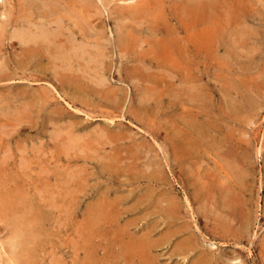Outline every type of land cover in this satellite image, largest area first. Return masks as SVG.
<instances>
[{
	"label": "rangeland",
	"instance_id": "374dc122",
	"mask_svg": "<svg viewBox=\"0 0 264 264\" xmlns=\"http://www.w3.org/2000/svg\"><path fill=\"white\" fill-rule=\"evenodd\" d=\"M27 1L0 0V264H264V0Z\"/></svg>",
	"mask_w": 264,
	"mask_h": 264
},
{
	"label": "bare ground",
	"instance_id": "6f19581e",
	"mask_svg": "<svg viewBox=\"0 0 264 264\" xmlns=\"http://www.w3.org/2000/svg\"><path fill=\"white\" fill-rule=\"evenodd\" d=\"M1 1H2V0H1ZM10 1L12 2V0H10ZM19 1H20V3H21V0H19ZM23 1H24V5H25L26 2H25V0H23ZM33 1H35V0H33ZM33 1H32V2H33ZM37 1H38V0H37ZM43 1H44V2H42V4H40L39 8H37V9L40 10V11L42 10L43 15H45V16H50V17H51V16H52L51 14L53 13V12H52L53 10L50 9V7H49V5H48V3H51V2H50L51 0H43ZM127 1H128V0H127ZM135 1H136V0H135ZM141 1H142V0H141ZM141 1L139 0V2H138V1H137V2L140 3ZM32 2H30V0H29V2L27 1V4H26V5L28 6V8H29V7H35V8H36V7H37V4L39 3V2H38V3L36 2V3H37V4H36V3H32ZM64 2H65V1H64ZM86 2H87V1H86ZM137 2H136V4H137ZM142 2H143V1H142ZM142 2H141V3H142ZM144 2L147 3L145 0H144ZM53 3H54V5L56 4V3L54 2V0H53ZM53 3H52V4H53ZM61 3H62V2H61ZM217 3H218V2H217ZM7 4H8V3H7ZM22 4H23V2H22ZM129 4H130V3H129ZM129 4H127V5H129ZM155 4H157V3H155ZM8 5H10V4H8ZM8 5H6L7 9L11 8V6L8 8ZM12 5H13V4H12ZM19 5H20V4H19ZM59 5H60V3H59L57 6H59ZM78 5H79V4H78ZM85 5H86V4H85ZM133 5L135 6V3H134V4L132 3V6H133ZM2 6H3V5H2ZM20 6H22V7H21V10H22L23 5H20ZM122 6H123V5H122ZM142 6H143V5H142ZM154 6H155V5H154ZM156 6H157V8L159 7L158 5H156ZM156 6H155V7H156ZM4 7H5V6H4ZM6 7H5V8H6ZM70 7H71V6H70ZM125 7H126V6H125ZM129 7H130V9H131V6H129ZM129 7L127 6V9H128ZM137 7H138V4H137ZM144 7H145V6H144ZM190 7H193V6H190ZM195 7H196V5H195ZM207 7H210V8H211V7H213V4L211 3V4L207 5ZM52 8H54V7H52ZM64 8H69V7H64ZM74 8H75V7H74ZM140 8H141V6H140ZM148 8H149V5H148ZM153 8H154V7H153ZM12 9H13V8H12ZM12 9H11V10H12ZM23 9L25 10L26 8H23ZM32 9H33V8H32ZM32 9H30V10L33 11ZM57 9H58V8H57ZM82 9H83V8H82ZM121 9H122V8H121ZM30 10H29V11H30ZM54 10H56V6H55V9H54ZM62 10H63V9H62ZM122 10H125V9L123 8ZM154 10H156V8H154ZM0 11H1V10H0ZM7 11H8V10H7ZM22 11H23V10H22ZM82 11H83V10H82ZM127 11H128V10H127ZM131 11H133V9H132ZM134 11H138V9L135 8ZM146 11H148V9H147ZM152 11H153V10H152ZM156 11H157V10H156ZM158 11H159V10H158ZM25 12H27V10H26ZM37 12H38V11H37ZM66 12H67V11H66ZM128 12H129V11H128ZM210 12H211V11H210ZM1 13H2V12H1ZM3 13H5V12L3 11ZM28 13L33 14L32 12H28ZM71 13H72V12H71ZM6 14H7V13H6ZM25 14H26V13H25ZM30 14H29V15H30ZM76 14H77V13H76ZM79 14H80V13L78 12V16H81V14H80V15H79ZM138 14H139V13H138ZM145 14H146V13H145ZM148 14H149V13H148ZM148 14H147V15H148ZM152 14H154V13L152 12ZM152 14H151V15H152ZM195 14H196V12H195ZM20 15H21V14H20ZM26 15H28V14H26ZM29 15H28V16H29ZM38 15H39V14H38ZM67 15H68V14H67ZM82 15L85 16V14H82ZM151 15L149 16L150 18H151ZM178 15H179V14H178ZM7 16H9V15L7 14ZM64 16H65V15H64ZM143 16H144V15H143ZM4 17H5V15H4ZM31 17H32V15H31ZM55 17H56V15H55ZM57 17H58V15H57ZM76 17H77V16H76ZM76 17H75V18H76ZM85 17H86V16H85ZM85 17H84V18H85ZM124 17H127V16H124ZM152 17H153V16H152ZM177 17H178V16H177ZM16 18H18V17H16ZM20 18H23L22 20L27 19V17H25V18H24V17H20ZM28 18H29V17H28ZM32 18H33V17H32ZM72 18H74V17L72 16ZM75 18H74L73 21H76ZM81 18L83 19V17H81ZM81 18H80V19H81ZM36 19H37V18H36ZM60 19H61V18H60ZM121 19H123V18H121ZM203 19H204V18H203ZM43 20H44V19H43ZM48 20H50V19H48ZM53 20H54V19H53ZM53 20H52V21H53ZM85 20H86V18H85ZM28 21H30V20H28ZM32 21H33V20H32ZM44 21H45V20H44ZM73 21H72V22H73ZM83 21H84V19H83ZM47 22H48V21H47ZM77 22H78V19H77ZM0 23H2V22H0ZM13 23L15 24V21H13ZM13 23H12V24H13ZM23 23H24V22H23ZM27 23H28V22H27ZM49 23H50V21H49ZM56 23H57V22H56ZM56 23H55V24H56ZM59 23H60V22H59ZM86 23H88V20H87ZM6 24H7V23H6ZM9 24H10V23H9ZM25 24H26V23H25ZM28 24H29V23H28ZM31 24H32V23H31ZM33 24H34V23H33ZM47 24H48V23H47ZM55 24H54V25H55ZM38 25H39V24H38ZM58 25H60V24H58ZM66 25H67V24H66ZM66 25H65V26H66ZM77 25H78V24H77ZM187 25H188V24H187ZM187 25H186V27H187ZM192 25H193V24H192ZM224 25H226V24H224ZM26 26H27V25H26ZM61 26H62V25H61ZM65 26H64V27H65ZM184 26H185V25H184ZM2 27H3V26H2ZM6 27H8V26L6 25ZM12 27H13V26H12ZM28 27H29V26H28ZM49 27H50V26H49ZM62 27H63V26H62ZM70 27H71V26H70ZM186 27H185L184 30H183L184 32H185ZM190 27H191V26H190ZM217 27H218V25H217ZM3 28H4V27H3ZM3 28H1V30H2ZM23 28H24V27H23ZM51 28H52V27H51ZM54 28H55V26H54ZM79 28H80V27H79ZM182 28H183V27H182ZM188 28H189V27H188ZM67 29H68V28H67ZM194 29H195V28H194ZM197 29H198V28H197ZM197 29H195V30H197ZM219 29H220V26H219ZM4 30H5V29H4ZM4 30H2V32H3ZM17 30H18L17 33L15 32L14 35L19 33V29H17ZM20 30H21V32H22V29H21V28H20ZM27 30H28V29H27ZM56 30H57V29H56ZM58 30H59V29H58ZM78 30H79V29H78ZM87 30H88V29H87ZM213 30H214V29H213ZM224 30H225V29H224ZM23 31H24V30H23ZM36 31H37V30H35V32H36ZM47 31H48V30H47ZM75 31H77V29H76ZM186 31H187V29H186ZM188 31H190V30L188 29ZM192 31H194V30H192ZM205 31H206V30H205ZM219 31H220V30H219ZM25 32H26V30H25ZM35 32H31V31H30V32L28 33L29 35H26V33H23V34L20 35L21 37L19 36V39H20V43H21V44H22V42H24V43H23V45H24V48H23V49H25V51H28V52L31 53V54H38V55H40V54H42V51H39V50H40L39 48L41 47L42 44L45 45V44H44L45 41L43 40L44 42H43L42 44H41V41H42V39H44V38L47 37V34H46V33H43V32H42L43 34H39V33L36 34ZM39 32H40V31H39ZM196 32L198 33V31H196ZM215 32H216V31H215ZM40 33H41V32H40ZM188 33H189V32H188ZM217 33H219V32H217ZM68 34H69V33H68ZM70 34H71V33H70ZM186 34H187V32H186ZM190 34H191V33H190ZM195 34H196V33H195ZM1 35H2V34H1ZM52 35H53V34H52ZM80 35H82V34H80ZM130 35H131V34H130ZM202 35H204V34L202 33ZM202 35H201V36H202ZM228 35H229V33H228ZM71 36H72V35H71ZM126 36H128V35H126ZM188 36H189V35H188ZM188 36H187V38H188ZM196 36H197V34H196ZM218 36H219V35H218ZM60 37H63V36H60ZM67 37H68V36H67ZM74 37H75V36H74ZM205 37H206V35H205ZM210 37H211V36H209V38H210ZM215 37H216V36H215ZM14 38H15V37H14ZM57 38H58V37H57ZM70 38H71V37H70ZM72 38H73V37H72ZM126 38H127V37H126ZM202 38H203V37H202ZM16 39H17V38H16ZM47 39H49V38L47 37ZM59 39H60V38H59ZM64 39H65V38H64ZM78 39H79V38H78ZM188 39H189V38H188ZM194 39H195V36H194ZM203 39H204V38H203ZM206 39H207V38H206ZM216 39H217V37L215 38V40H216ZM54 40L56 41V39H54ZM57 40H58V39H57ZM126 40H127V39H126ZM190 40H191V39H190ZM190 40H189V41H190ZM201 40H202V39H201ZM209 40L211 41V38H210ZM17 41H18V39H17ZM51 41H52V39H51ZM69 41H70V40H69ZM82 41H83V40H81L80 42H82ZM207 41H208V40H207ZM210 41H209V42H210ZM46 42H47V41H46ZM46 42H45V43H46ZM53 42H54V41H53ZM58 42H61V41H58ZM74 42H75V41H74ZM74 42H73V43H74ZM97 42H98V40H97ZM198 42H199V40H198ZM202 42H203V41H202ZM204 42H206V41L204 40ZM211 42H212V41H211ZM49 43H50V42H49ZM75 43H76V42H75ZM85 43H86V42H85ZM206 43H207V42H206ZM21 44H20V46H21ZM51 44H52V43H51ZM56 44H58V43H56ZM184 44H185V43H184ZM186 44H187L186 46H188V41H187ZM207 44H208V43H207ZM207 44H206V45H207ZM212 44H213V43H212ZM47 45H48V44H47ZM47 45H46V46H47ZM62 45H63V43H62ZM62 45H61V43H59V45H58L56 48H54V51H55V52H57V51L60 52L59 50H62V49H63ZM87 45H90V44L88 43ZM189 45H190V44H189ZM198 45H199V43H198ZM190 46H192V44H191ZM190 46H189V47H190ZM201 46H204V44H202ZM201 46H196V47H201ZM44 47H45V46H44ZM50 47H51V46H50ZM193 47H194V46H193ZM204 47H205V46H204ZM21 48H22V47H21ZM46 48L48 49V48H49V45H48ZM73 48H74V47H73ZM190 48H191V47H190ZM51 49H52V47H51L49 50H51ZM65 49H66V48H65ZM97 49H98V48H97ZM185 49H187V48H185ZM193 49H194V48H193ZM195 49H197V48H195ZM198 49L200 50V48H198ZM203 49H204V48H203ZM21 50H22V49H21ZM66 50L70 51L69 49H66ZM66 50H65V51H66ZM78 50H80V49H78ZM81 50H82V49H81ZM44 51H45V50H44ZM44 51H43V52H44ZM52 51H53V49H52ZM191 51H192V50H191ZM194 51H195V50H194ZM196 51H197V50H196ZM200 51H201V50H200ZM46 52H47V50H46ZM49 52H50V51H49ZM66 52H67V51H66ZM21 53H23V52L21 51ZM21 53H20V54H21ZM24 53H25V52H24ZM47 53H48V52H47ZM195 53H196V52H195ZM51 54H52V53H51ZM51 54L49 53V55L52 57ZM44 55H45V54H44ZM19 56H20V55H19ZM59 56H60V55H59ZM22 57H23V56H22ZM38 57H39V56H38ZM38 57H37V58H38ZM20 58H21V56H20ZM27 58H28V57H27ZM27 58H26V60H27ZM41 58H43L42 55H41ZM46 58H47V57H46ZM85 58H86V57H85ZM28 59H29V58H28ZM55 59H56V58H55ZM82 59H83V57H82ZM35 60H36V59H35ZM43 61H44V60H43ZM70 61H71V60H70ZM85 61H86V60H85ZM18 62H20V61H18ZM34 62H35V61H34ZM37 62H38V60H37ZM54 62H55V61H54ZM13 63H14V61H13ZM24 63H25V62H24ZM27 63L29 64V62H27ZM27 63H25V64L28 65ZM30 63H31V62H30ZM32 63H33V62H32ZM35 63H36V62H35ZM35 63H34V64H35ZM18 64H19V63H18ZM22 64H23V63H22ZM90 64H91V63H90ZM2 65H3V64H2ZM16 65H17V63H16ZM26 65H25V66H26ZM31 65H33V64H31ZM31 65H30V66L28 65L29 69H30V67H31V69H32V67L35 66V65H33V66H31ZM54 65H55V64H54ZM0 66H1V65H0ZM18 66H19V65H17L16 67L18 68ZM40 66H42V65L39 64V67H40ZM64 66H65V65H64ZM64 66H63V67H64ZM88 66H89V65H88ZM1 67H2V66H1ZM19 67H20V66H19ZM22 67H23V66H21V68H22ZM69 67H70V66H69ZM91 67H92V66H91ZM17 68H15V69H17ZM21 68H20V69H21ZM34 68H35V67H34ZM34 68H33V69H34ZM20 69L18 68V70H20ZM45 69H46V68H45ZM0 70H1L0 74H2V71L7 70V69H5V67H4L3 70H2V69H0ZM14 71H15V70H14ZM51 71H52V70H51ZM61 71H62V70H61ZM63 71H64V70H63ZM132 71H133V70H132ZM6 72L8 73L9 71H6ZM26 72H27V71H26ZM33 72H34V71H33ZM53 72H54V71H53ZM15 73H16V72H15ZM20 73H21V72H20ZM64 73H65V72H64ZM71 73H72V72H71ZM13 74H14V73H13ZM28 74H29V73H28ZM36 74H37V73H36ZM78 74H79V73H78ZM132 74H134V73H132ZM2 75H3V74H2ZM2 75H1V76H2ZM8 75H9V74H8ZM10 75H12V74H10ZM15 75H16V74H15ZM17 75H18V74H17ZM66 75H67V74H66ZM1 76H0V77H1ZM6 76H7V75H6ZM6 76H5V77H6ZM29 76H30V75H29ZM29 76H28V77H29ZM31 76H33V75H31ZM3 77H4V75H3ZM54 77H55V76H54ZM65 78H66V77H65ZM76 78H77V77H76ZM78 79H79V78H78ZM78 79H77V80H78ZM144 79H145V77H144ZM149 79H150V78H149ZM149 79L147 78V80H149ZM11 80H12V79H11ZM22 80H23V79H22ZM42 80H43V79H42ZM136 80H137V79H136ZM19 81H20V80H19ZM23 81H24V80H23ZM25 81H26V80H25ZM57 81H58V80H57ZM83 81H84V80H83ZM152 81H153V80H152ZM26 82H27V81H26ZM39 82H40V81H39ZM77 82H78V81H77ZM133 82H134V80H133ZM190 82L192 83V80H191ZM190 82H188V83H190ZM16 83L18 84V82H16ZM16 83H14V84H16ZM35 83H36V82H35ZM78 83H79V82H78ZM191 83H190L189 85H191ZM49 84H50V83H49ZM59 84H60V83H59ZM67 84H68V85H67ZM67 84H66L67 86H71V83H70V84L67 83ZM192 84H193V83H192ZM31 85H32V84H31ZM74 85H75V84H74ZM86 85H87V84H86ZM43 86H44V85H43ZM75 86H76V85H75ZM87 86H88V85H87ZM89 86H90V85H89ZM30 87H31V86H30ZM33 87H34V86H33ZM78 87H79V86H78ZM135 87H136V86H135ZM135 87H134V88H135ZM192 87H193V85H192ZM243 87H244V86H243ZM245 87H246V86H245ZM245 87H244V88H245ZM31 88H32V87H31ZM31 88H30V89H31ZM74 88H75V87H74ZM147 88H149V87H147ZM250 88H251V87H250ZM32 89L35 90L34 88H32ZM44 89L46 90V87H45ZM47 89L49 90V88H47ZM75 89L77 90V88H75ZM150 89H151V88H150ZM237 89H238V88H237ZM239 89H240V88H239ZM245 89H247V88H245ZM257 89H258V88H257ZM33 90H32V91H33ZM48 90H47V91H48ZM64 90H65V89H64ZM67 90H69V89L67 88ZM76 90H75V91H76ZM78 90H79V89H78ZM80 90H81V89H80ZM82 90H83V89H82ZM189 90H190V89H189ZM191 90H192V89H191ZM240 90H241V89H240ZM250 90H251V89H250ZM32 91H31V92H32ZM40 91H41V90H40ZM72 91H74V90H72ZM72 91H71V92H72ZM87 91H88V90H87ZM151 91H152V90H151ZM187 91H188V90H187ZM194 91H195V89H194ZM238 91H239V90H238ZM50 92H51V91H50ZM68 92H69V91H68ZM68 92H67V93H68ZM71 92H69V93H71ZM78 92H80V91H78ZM82 92H84V90H83ZM192 92H193V91H192ZM192 92H191V94H193ZM242 92H243V90H242ZM257 92H259V89H258ZM260 92H261V91H260ZM36 93H37V92H36ZM38 93L40 94V92H38ZM72 93H73V92H72ZM196 93H197V92H196ZM245 93H246V92H245ZM78 94H79V93H78ZM78 94L75 93L74 95H75V96H78ZM83 94H84V93H83ZM187 94H188V92H187ZM30 95H31V94H30ZM69 95H70V94H69ZM79 95H80V98H82V96H81L82 94H79ZM148 95H149V94H148ZM148 95H147V96H148ZM197 95H198V94H197ZM197 95H196V96H197ZM40 96H41V94H40ZM104 96H105V95H104ZM188 96H189V95H188ZM191 96H192V95H191ZM210 96H211V95H210ZM46 97H47V96H46ZM73 97H74V96H73ZM148 97H149V96H148ZM39 98H40V97H39ZM84 98H85V97H84ZM100 98H101V97H100ZM104 98H105V97H104ZM145 98H147V97H145ZM149 98H150V97H149ZM188 98H189V97H188ZM191 98H193V97H191ZM66 99H67V98H66ZM76 99H77V98H76ZM101 99H102V98H101ZM143 99H144V97H143ZM150 99H151V98H150ZM193 99H194V98H193ZM193 99H192V100H193ZM208 99H209V97H208ZM64 100H65V99H64ZM85 100H86V99H85ZM147 100H148V99H147ZM248 100H249V99H248ZM50 101H51V100H50ZM80 101H81V100H80ZM110 101H111V100H110ZM189 101H190V100H189ZM195 101H196V100H195ZM209 101H210V100H209ZM251 101H252V99H251ZM25 102H26V101H25ZM71 102H72V101H71ZM112 102L114 103V101H112ZM115 102H116V101H115ZM144 102L146 103V101H144ZM190 102H191V101H190ZM192 102H193V101H192ZM196 102H197V101H196ZM26 103H27V102H26ZM28 103H29V102H28ZM197 103H199V102H197ZM208 103H209V102H208ZM255 103H256V102H255ZM66 104H67V102H66ZM35 105H36V104H35ZM71 105H72V104H71ZM201 105H202V104H201ZM24 106H25V105H24ZM37 106H38V105H37ZM67 106H68V104H67ZM173 106H174V105H173ZM198 106H199V108L202 107V106H200V103H199ZM205 106H206V103H205ZM50 107H51V106H50ZM27 108H28V107H27ZM27 108H26V109H27ZM37 108H38V107H37ZM71 108H73V107H71ZM211 108H213V107H211ZM241 108H242V107H241ZM39 109H41V108H39ZM73 109H74V108H73ZM75 109H76V108H75ZM201 109H202V108H201ZM203 109H204V108H203ZM206 109H207V106H206ZM22 110H23V109H22ZM47 110H48V111H47ZM47 110H46L47 112H44V116H45L44 118L48 117V115H45V113L48 114V113H50L49 111H51V110H49V108H48ZM241 110H242V109H241ZM241 110H240V111H241ZM39 111H40V110H39ZM77 111H79V109H78ZM230 111H231V110H230ZM230 111H227V112L225 111V112H226V113H229ZM231 112H232V111H231ZM233 112H234V111H233ZM233 112H232V113H233ZM238 112H239V111H238ZM194 113H195V112H194ZM201 113H203V112H201ZM201 113H200V114H201ZM204 113H206V112H204ZM26 114H27V113H26ZM51 114H53V113H51ZM49 115H50V114H49ZM53 115H54V116H53ZM53 115H51L52 118L55 117V114H53ZM192 115H193V114H192ZM202 115H203V114H202ZM202 115H201V116H202ZM205 115L207 116L208 114H205ZM210 115H211V114H210ZM193 116H194V115H193ZM227 116H229V115H227ZM37 117H39V116H37ZM199 117H200V116H199ZM48 118H49V117H48ZM55 118H56V117H55ZM62 118H63V116H62ZM202 118H203V117H202ZM111 119H112V118H111ZM198 119H199V118H198ZM210 119H211V118H210ZM47 120H51V119L49 118V119H47ZM108 120H109V119H108ZM57 121H58V120H57ZM188 121H190V120H187V123H188ZM191 121H193V120H191ZM213 121H214V119H213ZM48 122H49V121H48ZM211 122H212V121H211ZM74 123H75V122H74ZM187 123H185L184 126H183L184 128L186 127V130H187V126H188V125H192L193 122H192V123H189L188 125H187ZM203 123L205 124L206 121L203 120ZM203 123H202V124H203ZM207 123H208V122H207ZM207 123H206V124H207ZM209 123H210V122H209ZM51 124H52V121H51ZM174 124H175V123H174ZM202 124H200V125H202ZM68 125H69V124H68ZM116 125H118V124H116ZM175 125L177 126V123H176ZM175 125H174L173 127H175ZM185 125H187V126H185ZM195 125H196V124H195ZM114 127H116V126L114 125ZM173 127H171V128H173ZM180 127H181V128H180V131L183 130L182 126H180ZM200 127H201V126H200ZM203 127H204V128L201 127L202 130H204L205 128L207 129L206 125L203 126ZM208 127H210V126H208ZM175 128H176V127H175ZM188 128H191V127L188 126ZM193 128H194V130H195V129H196V130L198 129V127H197V128L193 127ZM210 128H213V127H210ZM174 130H175V129H174ZM199 130H200V129H199ZM209 130H210V129H209ZM169 131H170V130H169ZM180 131H177L176 133H178V132H180ZM207 131H208V129H207ZM211 131H213V130H211ZM182 132H185V131H182ZM182 132H181V133H182ZM194 132H195V131H194ZM199 132H200V131H199ZM201 133H202V131L200 132V134H201ZM189 134H191V133H189ZM189 134H188V135H189ZM192 134H193V133H192ZM192 134H191V135H192ZM194 134H196V133H194ZM197 134H198V133H197ZM65 135H67V134H65ZM183 135H185V134L183 133ZM191 135H190V136H191ZM210 135H211V134H210ZM67 136H68V135H67ZM108 136H110V135H108ZM168 136H169V135H168ZM179 136H180V135H179ZM190 136L188 137L189 140H190ZM196 136H204V135H199V134H198V135H196ZM208 136H209V135H208ZM208 136H205L206 139L209 138ZM175 137H176V136H175ZM205 137H204V139H205ZM64 138H65V137H64ZM191 138L195 139V141H196V139H197L196 137L194 138V137H192V136H191ZM200 138H201V137H200ZM202 138H203V137H202ZM202 138H201V139H202ZM66 139H67V140H64V142H65V141H68V137H66ZM72 139H73V138H72ZM204 139H203V140H204ZM197 140H198V139H197ZM191 141H192V140H191ZM68 142L70 143L71 141L69 140ZM201 142H202V141L199 140V143H200V144L198 143V146H200L201 144L203 145V143H201ZM71 143H72V142H71ZM170 143H171L170 150H171V154H172V156H173V158H172L173 162L176 161L178 155L181 156V154H184L185 157H186V154L188 153V151H187V146H188V145L186 146V143L184 142L183 139H181V138L179 139V138H177V137H176V138H172ZM189 143H190V142H189ZM67 144H68V143L66 142L65 146H66ZM73 144H74V143H72V145H73ZM187 144H188V142H187ZM191 144H193V142H192ZM196 145H197V144H196ZM73 146H74V145H73ZM188 147H189V146H188ZM194 147H195V146H194ZM194 147H193V148H194ZM202 147H203V146H202ZM193 148H191V149H193ZM196 148H197V147H196ZM66 149H67V148H66ZM235 149H236V148H235ZM194 150H195V148H194ZM196 150H197V149H196ZM192 151H193V150H192ZM226 151H229V150L226 149ZM230 151H231V150H230ZM230 151H229V153L225 152V153H227V155H228V156L226 157V159L229 157ZM231 152H232V151H231ZM233 152H236V151L233 150ZM236 153H237V152H236ZM234 154H235V153H234ZM243 154H244V153H243ZM240 155H241V154H240ZM182 156H183V155H182ZM189 157H190V156H189ZM236 157H237V156H236ZM240 157H241V156H240ZM114 158H115V157H114ZM114 158H113V159H114ZM230 158H231V156H230ZM230 158H228L227 160L229 161ZM181 159H182V158L180 157V160H181ZM232 159L234 160V156L232 157ZM232 159H231V160H232ZM238 159L240 160V158H238ZM227 160H226L225 162H227ZM233 160H232V162H233ZM235 160H236V159H235ZM242 160H243V159H242ZM242 160H241V161H242ZM119 161H120V160H119ZM182 161H183V160H182ZM187 161H188V160H187ZM243 161H245V159H244ZM183 162H184V161H183ZM230 162H231V161H230ZM236 162H237V160H236ZM185 163H186V162H185ZM239 163H240V162H239ZM178 164H179V163H178ZM186 164H187V163H186ZM229 164H230V163H229ZM229 164L227 163L226 165L229 166ZM226 165H225V168L227 167ZM230 165H231V164H230ZM236 165H237V164H236ZM238 165H239V164H238ZM7 166H8V165H7ZM177 166H178V165H177ZM234 166H235V165H234ZM243 166H244V165H243ZM245 166H247V165H245ZM10 167H11V166H10ZM229 167H230V166H229ZM229 167H228V168H229ZM180 168H181V167H179V169H180ZM228 168H227V169H228ZM234 168H235V167H234ZM232 169H233V168H232ZM235 169H237V166H236ZM245 169H246V168H245ZM228 170H229V169H228ZM181 171H183V169H182ZM224 171H226V169H224ZM234 171H235V170H234ZM237 171H238V170H237ZM243 171H244V170H243ZM183 172H184V171H183ZM188 172H189V171H188ZM189 173H190V172H189ZM224 173H225V172H224ZM229 174H230V173H229ZM229 174H228V175H229ZM190 175H191V174H190ZM236 175H237V174H236ZM236 175H235V176H236ZM20 176H21V175H20ZM235 176H234V177H235ZM228 177H229V176H228ZM230 177H232V175H231ZM230 179H231V178H230ZM15 180H16V179H15ZM39 180H40V179H39ZM44 180H45V179H44ZM230 181H231V180H230ZM48 182H49V181H48ZM212 182H213V181H212ZM212 182H211V183H212ZM239 182H240V181H239ZM242 182H243V181H242ZM37 183H38V182H37ZM231 183H232V182H231ZM234 184H235V183H234ZM37 185H38V184H37ZM209 185L211 186L212 184H209ZM56 186H57V185H56ZM236 186H238V185H236ZM14 187H15V186H14ZM207 187H208V186H207ZM49 188H50V187H49ZM51 188H52V187H51ZM54 188H57V189H58V187H55V186H54ZM54 188H53V190H54ZM208 188H209V187H208ZM208 188H207V189H208ZM213 188H214V187H213ZM37 189H39V188H37ZM44 189H45V188H44ZM209 189H210V188H209ZM209 189H208V190H209ZM51 190H52V189H51ZM53 190H52V192H53ZM55 190H56V189H55ZM197 190H198V189H197ZM211 190H212V189H211ZM211 190H210V191H211ZM236 190H237V189H236ZM34 191H35V190H34ZM39 191H42V190L39 189ZM56 191H57V190H56ZM195 191H196V190H195ZM210 191L208 192V194L211 193ZM43 192H44V191H43ZM178 192H179V191H178ZM200 192H201V191H200ZM225 192L228 193V191H225ZM238 192H240V191H238ZM56 193H57V192H56ZM202 193H203V192H202ZM41 194H42V193H41ZM46 194H48V193H46ZM50 194H51V193H50ZM176 194H177V193H176ZM48 195H49V194H48ZM209 195H210V194H209ZM50 197H51V196H49V198H50ZM199 197H200V196H199ZM199 197H198V198H199ZM212 197H213V195H212ZM52 198H53V197H52ZM54 198H55V197H54ZM195 198H196V197H195ZM201 198H202V197H201ZM46 199H47V197H46ZM179 199H180V198H179ZM183 199H184V198H183ZM181 200H182V199H181ZM169 201H170V200H169ZM43 202H44V201H43ZM52 202H53V201H52ZM175 202H176V201H175ZM175 202L172 203L171 206H169V208L171 207V208L169 209V212H171V211H172V213H176V212H177V206H179V205L177 204V202H176V203H175ZM184 202H185V201H184ZM167 203H168V202H167ZM178 203H180V202H178ZM187 204H189V202H187ZM0 205H2V204L0 203ZM227 208H228V207H227ZM178 209H179V208H178ZM167 210H168V208H167ZM170 210H171V211H170ZM179 210H180V209H179ZM179 212H180V211H179ZM179 212H177V213H179ZM167 213H168V212H166V214H167ZM168 214H169V216H166L167 218L170 217V214H171V213H168ZM227 214H228V213H227ZM100 215H101V214H100ZM100 215H98V216H100ZM174 215H175V214H174ZM179 215H180V214H179ZM176 217H178V216H176ZM172 218H173V217H172ZM178 218H179V217H178ZM175 219H176V218H175ZM168 221H170V220H168ZM181 221H182V219H181ZM181 221H180V225H183V224L181 223ZM224 221H225V220H224ZM32 222H33V221H32ZM175 222H176V220H175ZM182 222L184 223V220H183ZM185 222H186V221H185ZM171 223H172V222H171ZM176 224H177V223H176ZM246 224H247V223H246ZM178 225H179V224H178ZM223 225H224V224H223ZM243 225H244V223H243ZM247 225H248V224H247ZM185 226H186V225H185ZM21 227H22V225H21ZM166 227H167V226H166ZM173 227H174V226H173ZM181 227H182V226H181ZM188 227H189V226H188ZM226 227H227V225H226ZM243 227H244V226H243ZM3 228H4V227H3ZM22 228H23V227H22ZM170 228H172V226H171ZM170 228H167V230L169 231ZM175 228H176V227H175ZM192 228H193V227H192ZM182 229H183V228H182ZM224 229H225V225H224ZM3 230H4V229H3ZM180 230H181V228H180ZM0 231H1V230H0ZM170 231H171V230H170ZM170 231H169V232H170ZM176 231H177V230H176ZM176 231H174V233H175ZM148 232H149V231H147V235H148ZM188 232H190V231H188ZM188 232H187V233H188ZM149 233H150V232H149ZM167 233H168V232H167ZM167 233H166V234H167ZM171 233H172V232H171ZM174 233H173V234H174ZM184 233H185V232H184ZM190 233H192V232H190ZM190 233H188V237L191 235ZM18 234H19V233H18ZM163 234H164V236H167V235L165 234V232H164ZM163 234H162V235H163ZM162 235H161V237H162ZM169 235H170V234H169ZM171 235H172V234H171ZM148 236H149V235H148ZM150 236H151V235H150ZM150 236H149V238H151ZM164 236H163V237H164ZM183 236H184V234H183ZM183 236H181V238H183ZM27 237L29 238L28 235H27ZM163 237H162V238H163ZM186 237H187V235H186ZM188 237H187V238H188ZM146 238H147V237H146ZM164 238H165V237H164ZM176 238H177V237H176ZM176 238L174 237V239H176ZM168 239H169V238H168ZM174 239H173V240H174ZM177 239H178V238H177ZM183 239H184V241L187 240V239H185V237H184ZM183 239H180V240H182V241H179V242H182L183 245H184V241H183ZM190 239H191V238H190ZM159 240H160V239H159ZM163 240H164V239H163ZM166 240H167V239H166ZM192 240H193V238H192ZM194 240H196V238H195ZM194 240H193V241H194ZM4 241H5V240H4ZM118 241H120V240L118 239ZM122 241H123V240H122ZM126 241H127V240H125V242H126ZM175 241H176V240H175ZM175 241H174L173 243H175ZM189 241H190V240H189ZM6 242H7V241H6ZM17 242H18V241H17ZM113 242H116V241L113 240ZM165 242H166V241H165ZM170 242H172V241H170ZM176 242H177V241H176ZM195 242H196V241H195ZM208 242H209V241H208ZM208 242H206L208 246H210V247H212V248H216V247H215V243H213V242H209V243H208ZM21 243H22V242H20L19 244L21 245ZM25 243H26V242H25ZM123 243H124V242H123ZM190 243H191V242H190ZM196 243H197V242H196ZM22 244H23V243H22ZM128 244H129V243H128ZM128 244H125L126 246H123V247H125L124 249H126V247H128L127 249L129 250L130 247H129ZM186 244L188 245V243H186ZM192 244H193V243H192ZM13 245H14V244H13ZM120 245H121V243H120ZM127 245H128V246H127ZM173 245H175V244H173ZM187 245H185V246H187ZM130 246H131V245H130ZM176 246L178 247L177 244H176ZM188 246H189V245H188ZM190 246H192V245H190ZM190 246H189V247H190ZM121 247H122V246H121ZM210 247H209V248H210ZM22 248H23V247H22ZM179 248H180V247H178V249H179ZM185 248H186V247H185ZM0 249H1V247H0ZM17 249H18V248H17ZM127 249H126V250H127ZM186 249H187V248H186ZM21 250H22V249H21ZM133 250H134V249H133ZM174 250H176V249H173V251H172L173 253H174ZM17 251H19V250H17ZM137 251H139V250H137ZM20 252H21V251H20ZM20 252H19V253H20ZM121 252H122V251H121ZM121 252H120V253H121ZM181 252H182V250H181ZM6 253H7V252H6ZM19 253H18V254H19ZM129 253H130V251H129ZM140 253H141V250H140ZM183 253H184V252H183ZM0 254H1V252H0ZM11 254H12V253H11ZM32 254H33V253H32ZM138 254H139V253H138ZM138 254H137V255H138ZM174 254H175V253H174ZM133 255H134V253H133ZM139 255H140V254H139ZM172 255H173V254H172ZM205 255H207V254H205ZM0 256H2V255H0ZM4 256H6V255H4ZM8 256H10V255H8ZM122 256H123V255H122ZM124 256H125V255H124ZM143 256H144V254H143ZM6 257H7V256H6ZM14 257H15V256H14ZM132 257H133V256H132ZM137 257H138V256H137ZM137 257H136V258H137ZM176 257H177V254H176ZM1 258H2V257H1ZM4 258H5V257H4ZM139 258H141V257H139ZM142 258H143V257H142ZM134 259H135V258H134ZM143 260H144V259H143ZM1 261H2V260H1ZM4 261H5V260H4ZM9 261H10V260H9ZM5 262H7V261H5ZM5 262H4V263H5ZM133 262H134V261H133ZM142 262H143V261H142ZM144 262H145V261H144ZM236 262H237V261H236ZM238 262H239V261H238ZM238 262H237V263H238ZM8 263H10V262H8ZM8 263H7V264H8ZM13 264H14V263H13ZM141 264H142V263H141ZM145 264H146V263H145ZM194 264H195V263H194ZM197 264H198V263H197Z\"/></svg>",
	"mask_w": 264,
	"mask_h": 264
}]
</instances>
